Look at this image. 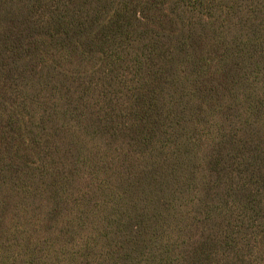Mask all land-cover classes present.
I'll list each match as a JSON object with an SVG mask.
<instances>
[{
	"label": "trees",
	"instance_id": "1",
	"mask_svg": "<svg viewBox=\"0 0 264 264\" xmlns=\"http://www.w3.org/2000/svg\"><path fill=\"white\" fill-rule=\"evenodd\" d=\"M0 264H264V0H0Z\"/></svg>",
	"mask_w": 264,
	"mask_h": 264
}]
</instances>
